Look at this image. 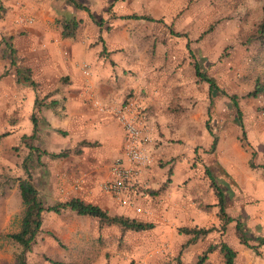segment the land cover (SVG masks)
<instances>
[{
    "label": "rangeland",
    "instance_id": "374dc122",
    "mask_svg": "<svg viewBox=\"0 0 264 264\" xmlns=\"http://www.w3.org/2000/svg\"><path fill=\"white\" fill-rule=\"evenodd\" d=\"M78 1L102 27L66 0H0V136L6 134L0 139V264H16L21 252L5 238L19 230L24 210L18 184L8 185L6 179L27 178L23 164L31 154L29 145L50 154L70 153L61 159L46 154L39 162L34 152L29 161L32 183L47 206L81 199L154 228L124 233L71 210L47 213L28 264H52L47 259L58 264H198L206 249L221 240L237 252L235 264H264V246L259 254L247 248L236 230L242 222L255 247L264 238V93L251 95L259 80L264 84V49L253 37L264 0ZM72 16L86 21L78 39L91 44L92 59L78 65L88 87H96L84 111L67 92L69 78L61 76L58 60L70 57L63 50L62 25ZM131 16L145 19H126ZM189 41L202 71L238 98L246 141L231 100L220 91L211 94L209 84L196 77ZM95 64L99 82L94 81ZM27 70L36 89L18 82V72L28 75ZM104 87L116 88L119 98L107 102L105 96L112 93L103 94ZM131 104L147 115L151 163L142 171L136 197L131 194L142 213L125 209L103 188L124 151L122 142L115 151L116 123L121 127L117 114ZM208 122L218 137L214 150ZM206 168L225 191L227 213L234 220L224 234ZM107 197L114 206L110 210ZM195 227L220 230L187 245L192 236L180 230ZM224 261L215 252L203 264Z\"/></svg>",
    "mask_w": 264,
    "mask_h": 264
},
{
    "label": "trees",
    "instance_id": "16d2710c",
    "mask_svg": "<svg viewBox=\"0 0 264 264\" xmlns=\"http://www.w3.org/2000/svg\"><path fill=\"white\" fill-rule=\"evenodd\" d=\"M69 4L73 5L75 8L79 10H83L89 13L90 18L97 24L99 27H102L103 22L98 21L95 16L91 13L90 9L81 4L78 0H66ZM126 19H145V17H138V16H131L126 17ZM81 24V21H77L76 19L68 20L64 22L63 24V32L62 37L65 39L68 38H75L77 30L79 29ZM213 27H210L206 32L203 33L202 36L207 35L209 32H211ZM171 33L174 35V31H171ZM177 35V34H176ZM179 35V34H178ZM177 35V36H178ZM262 46L264 49V8H263V18L259 25L256 28L255 34L253 36ZM100 41L104 44V40L102 37H100ZM191 57L194 60V69L196 73V77L202 81L209 84L210 93L213 94L216 91H220L223 95L228 97L231 102L233 103L234 107L237 110L239 121L241 122V127L243 130V140H247V134L244 129L243 125V113L240 108L239 100L236 96H231L225 91L221 90L216 81L209 77L205 72L202 71L199 63L196 61L194 53L191 49L190 41L187 45ZM106 50V46L104 45V52ZM12 64L15 65V62L12 61ZM28 75H24V73L21 71L18 72V82L19 83H26L30 86H32L34 89L38 87L37 83L31 78L30 71H26ZM261 93H264V84L261 83L259 80L257 83L256 90L251 94L255 97H258ZM210 116V113H209ZM33 121L35 124V129L38 128V123L36 122L35 117L33 116ZM207 129L210 132V134L214 137L212 149L214 150L217 147L218 144V137L214 135L209 122L207 123ZM6 134H3L0 136V139L5 137ZM35 137H25L28 139H25L29 141L33 140ZM87 146H91L90 143H85ZM29 149L31 150V154L28 158L24 161V170L27 173L26 179L21 178H8L6 179V183L10 185L11 183H17L18 188L20 191L22 203H23V213L20 220V226L19 230L7 234L5 238L11 240L16 245H18L21 249V252L17 255L16 258V264H28L27 256L29 253H31L34 249V247L38 243V239L43 233V225H44V216L47 213H55V214H62L66 210H71L72 212H75L78 216H85V217H92L99 221V223L104 226H119L122 231L129 232H141V231H147L154 228V225L151 223H143L138 222L136 220L124 217V216H112L107 210H104L98 205L87 203L81 199H72L70 201L59 203L54 206H47L43 200L40 197L39 191L34 186L31 180V173L29 168V161L33 157L34 152H37L39 154V162H41V158L43 155H50L54 159H61V158H67L69 156V152H61V153H46V151H41L40 149L34 147L33 145H29ZM256 155L253 154V158ZM251 166L254 167V163L251 162ZM206 175L211 181V187L215 192V195L217 197V204L216 207L219 208L218 216L221 222V230L223 234L226 232L227 227L230 223H232L234 220L229 216L227 213V201H226V194L225 191L219 186L217 179L212 174L211 170L209 168H206ZM209 205L208 207H210ZM217 227H211V228H182L180 231L186 235L192 236V239L188 242L187 245L193 244L196 241H198L201 238L207 237L211 233L215 231L220 230ZM236 230L238 233L239 240L241 244L246 246L247 248L255 250L259 254V248L264 246V238H260L258 240L259 244L257 247L252 246L250 244V238L247 233L246 226L238 221ZM55 240L61 244L60 240L56 237H54ZM186 246V245H185ZM184 248V246H183ZM215 252H218L221 254L224 258L225 264H235L237 259V252L224 240H221L217 244L210 245L206 251L203 253L202 257L199 259L198 264H203L208 260L209 256ZM52 264H58L55 261H52L50 259H47Z\"/></svg>",
    "mask_w": 264,
    "mask_h": 264
},
{
    "label": "built area",
    "instance_id": "2783aa9c",
    "mask_svg": "<svg viewBox=\"0 0 264 264\" xmlns=\"http://www.w3.org/2000/svg\"><path fill=\"white\" fill-rule=\"evenodd\" d=\"M117 117L125 135L124 151L114 162L111 179L103 188L122 206L142 213L143 209L131 198V194L136 197L141 187L142 171L151 163L146 149L149 141L146 132L147 115L131 104L121 108Z\"/></svg>",
    "mask_w": 264,
    "mask_h": 264
},
{
    "label": "crops",
    "instance_id": "0c3cea01",
    "mask_svg": "<svg viewBox=\"0 0 264 264\" xmlns=\"http://www.w3.org/2000/svg\"><path fill=\"white\" fill-rule=\"evenodd\" d=\"M77 18H76V16H72V19H68V20H73V19H76L77 21L84 20L83 17H77ZM81 25H86V21L84 20V23H82V21H81L80 27H81ZM80 27L77 30L75 38L64 39V42H63V47L64 48H63V50H66V53H68L70 55V57L69 56L68 57L61 56V58H58V60L61 63V66H62L61 67V76L69 78V85H68V88H67V92L68 93L70 92L69 95L72 96V98H71L72 100L74 99L80 105H82L84 107L83 108V111H84V109L88 106L86 101L88 100L89 97H91V94L93 95V92H95L96 87L95 86H93L95 88L88 87V83L89 82L85 79V77L83 76V74H82V72H81V70L79 69V66H78V65L82 64V63H80L82 60H91L92 59V56L90 55V52H89V49H88V47H90L91 44L89 42L84 41V40L78 39V36H79L78 34H79V31H80ZM62 29H63V25H62ZM100 31L101 30L99 29L98 33ZM62 32H63V30H62ZM109 52L112 53L113 50L110 49ZM58 60H57V62H58ZM96 66H97V64L94 65V72H95V74L96 73L98 74L99 72H98ZM97 74H96V76H97ZM99 78H101V77H99ZM96 80L99 82L98 76L96 78H94V81H96ZM92 84H94V83L92 82ZM102 89L104 91V92H102L103 94H108L110 92L112 93L111 97L105 96L107 102L112 101V99H114V98H119L118 95L120 96V94H118L116 88H114L115 92L112 91V89H108V87H106V88L104 87ZM81 115H83V114H81ZM83 119H84V117H83ZM116 126H117V130L119 132V135H118L117 138L114 139V143H115V146H116L115 151L119 150L118 145H120L121 142L123 143V147H124V144H125L124 131H123L122 127H120V126L118 127V123H116ZM119 152H118V154H119ZM148 172H150V170L146 171V173L144 175L145 178L148 176ZM107 199H108V201H107L108 202V207H106V208L108 210H110L114 206H113V203L110 202V198L107 197ZM216 204H217V197H216V201H214V203H213V206H216ZM125 209H127V207ZM180 209L182 211V207H180ZM216 209L219 212V208L214 207V210H216ZM128 210H130V209H128ZM130 211H132V210H130ZM188 211L189 210H187V212ZM190 211H192V214L194 215V218H196V216H197L196 212L197 211L194 208L190 209ZM132 213H133V211H132ZM201 218H202V216H199V218H196V219L199 221V220H201ZM180 220H181V218H180ZM214 254L215 253H213V255Z\"/></svg>",
    "mask_w": 264,
    "mask_h": 264
}]
</instances>
